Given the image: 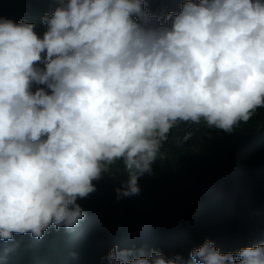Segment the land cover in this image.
Wrapping results in <instances>:
<instances>
[{"label":"clouds","instance_id":"1","mask_svg":"<svg viewBox=\"0 0 264 264\" xmlns=\"http://www.w3.org/2000/svg\"><path fill=\"white\" fill-rule=\"evenodd\" d=\"M0 0V240L86 217L94 181L139 195L177 131L264 108V0ZM189 124H195L190 126ZM109 264H264V243L120 250Z\"/></svg>","mask_w":264,"mask_h":264},{"label":"trees","instance_id":"2","mask_svg":"<svg viewBox=\"0 0 264 264\" xmlns=\"http://www.w3.org/2000/svg\"><path fill=\"white\" fill-rule=\"evenodd\" d=\"M42 1L48 12L59 3ZM166 149L139 178V195L118 198L127 174L114 170L78 200L86 213L78 226L0 240V264H109L114 246L198 249L211 240L235 253L264 243V108L231 133L206 124L190 138L177 131Z\"/></svg>","mask_w":264,"mask_h":264}]
</instances>
